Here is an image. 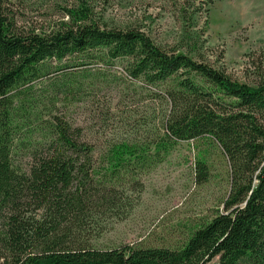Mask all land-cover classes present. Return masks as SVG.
Masks as SVG:
<instances>
[{"label":"trees","instance_id":"trees-1","mask_svg":"<svg viewBox=\"0 0 264 264\" xmlns=\"http://www.w3.org/2000/svg\"><path fill=\"white\" fill-rule=\"evenodd\" d=\"M61 10L67 19L41 31L22 21L14 0H0L5 264H264V76L240 81L163 47L140 27L110 26L88 0ZM53 63L64 64L58 66L62 75H51ZM115 64L131 81L158 86L155 96L167 106L163 133L98 149L82 127L57 112L58 103L62 95L76 97L87 81L88 87L118 81ZM202 137L217 142L229 159L231 190L223 211L182 247L102 248L86 238L93 218L121 208L125 191H141L142 174L180 142ZM17 154L29 164L17 162Z\"/></svg>","mask_w":264,"mask_h":264},{"label":"rangeland","instance_id":"rangeland-1","mask_svg":"<svg viewBox=\"0 0 264 264\" xmlns=\"http://www.w3.org/2000/svg\"><path fill=\"white\" fill-rule=\"evenodd\" d=\"M80 1L14 0L22 21L41 31L67 19L61 7ZM88 1L97 18L110 26L140 27L163 47L204 60L240 81L264 76V0ZM60 65L64 64L53 63L51 75H62ZM111 70L121 77L118 81L91 87L87 81L76 97L62 95L57 112L82 127L98 149L107 142L159 138L167 106L155 96L158 86L131 81L120 64ZM41 86L38 82L37 90ZM23 154L16 160L26 166L30 159ZM230 171L229 159L209 137L180 142L167 160L140 176L141 191H125L121 208L91 220L86 238L102 248L121 244L180 248L197 228L223 211L231 190ZM4 231L1 217L0 264H5V257L10 259L1 245Z\"/></svg>","mask_w":264,"mask_h":264}]
</instances>
